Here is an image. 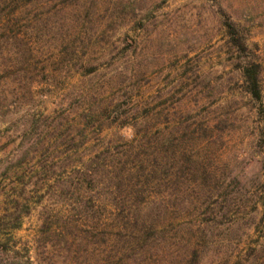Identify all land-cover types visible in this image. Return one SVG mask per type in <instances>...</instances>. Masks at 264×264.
<instances>
[{
  "label": "rangeland",
  "instance_id": "1",
  "mask_svg": "<svg viewBox=\"0 0 264 264\" xmlns=\"http://www.w3.org/2000/svg\"><path fill=\"white\" fill-rule=\"evenodd\" d=\"M12 188L0 264H264V0H0Z\"/></svg>",
  "mask_w": 264,
  "mask_h": 264
},
{
  "label": "trees",
  "instance_id": "2",
  "mask_svg": "<svg viewBox=\"0 0 264 264\" xmlns=\"http://www.w3.org/2000/svg\"><path fill=\"white\" fill-rule=\"evenodd\" d=\"M244 76L248 82L249 92L255 98L261 97V86H260V66L258 64H252L251 66L245 67ZM26 162V161H25ZM23 160L19 161L17 164H14L9 168L14 175H18V171H20L21 166L25 163ZM11 194L9 196L10 202L7 207H3L0 210V220L7 218L9 221H12V225H9L7 231H13L14 229H18L21 225L22 219L26 213L30 211V204H26L24 210L20 208V195H17L15 190H11ZM7 235V236H6ZM3 237V238H2ZM18 253V250L11 243V235L8 234H0V253H6L8 251Z\"/></svg>",
  "mask_w": 264,
  "mask_h": 264
}]
</instances>
